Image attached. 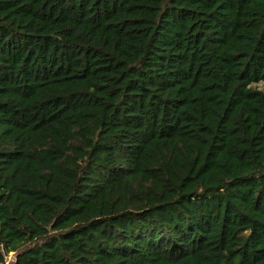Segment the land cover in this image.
Segmentation results:
<instances>
[{
    "label": "trees",
    "instance_id": "obj_1",
    "mask_svg": "<svg viewBox=\"0 0 264 264\" xmlns=\"http://www.w3.org/2000/svg\"><path fill=\"white\" fill-rule=\"evenodd\" d=\"M259 83L264 0H0V264H264Z\"/></svg>",
    "mask_w": 264,
    "mask_h": 264
},
{
    "label": "rangeland",
    "instance_id": "obj_2",
    "mask_svg": "<svg viewBox=\"0 0 264 264\" xmlns=\"http://www.w3.org/2000/svg\"><path fill=\"white\" fill-rule=\"evenodd\" d=\"M258 86H259V88H263L264 87L261 83H259ZM13 259H14L13 253H9L7 255V257H6V262L5 263L12 262Z\"/></svg>",
    "mask_w": 264,
    "mask_h": 264
}]
</instances>
